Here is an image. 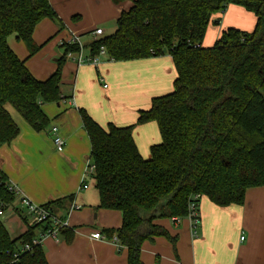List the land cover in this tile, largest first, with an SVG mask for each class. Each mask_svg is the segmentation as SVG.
<instances>
[{"label": "trees", "instance_id": "obj_1", "mask_svg": "<svg viewBox=\"0 0 264 264\" xmlns=\"http://www.w3.org/2000/svg\"><path fill=\"white\" fill-rule=\"evenodd\" d=\"M230 4L256 15L254 30L230 27L204 46L212 16ZM45 18L62 24L49 0H0V143L19 133L6 105L43 130L49 119L42 103L62 97V65L76 45H66L58 68L38 80L8 44L16 34L34 55L40 46L33 32ZM102 46L113 61L168 54L177 70L173 91L139 113L137 123L156 121L162 136L149 158L135 144V125L110 124L106 130L79 109L91 142L99 207L122 213L121 227L106 233L127 248V264H144L146 241L165 237L176 250L177 237L156 220L186 217L190 204L199 205L204 195L220 206L241 205L249 187L264 186V0H133L121 11L115 31L88 45V55H97ZM16 198L0 170L1 208ZM39 225L12 238L0 215V264H48L42 244L22 250ZM60 233L68 241L73 235L68 227Z\"/></svg>", "mask_w": 264, "mask_h": 264}, {"label": "crops", "instance_id": "obj_2", "mask_svg": "<svg viewBox=\"0 0 264 264\" xmlns=\"http://www.w3.org/2000/svg\"><path fill=\"white\" fill-rule=\"evenodd\" d=\"M49 1L62 24L45 18L35 27L33 40L40 49L34 55L16 34L8 37L9 46L38 80H46L58 68L64 55L61 41L79 35L89 54L88 45L97 38L93 31L103 29L99 38L105 35L106 27L114 32L121 11L128 10L133 0ZM256 22L253 12L230 4L212 16L203 45L212 46L230 27L252 31ZM176 78L174 61L168 54L127 61H113L105 54L98 64H79L66 57L61 99L41 105L49 119L45 129H34L14 106L6 105L19 127L13 140L0 143V170L20 191L4 218L10 236L17 238L35 224L26 218L22 197L39 205L62 199L50 210L67 220L73 235L69 241L61 233L58 240L43 238L48 264H127V248L114 241L115 235L106 233L121 227L122 213L100 208L94 173L84 176L91 162V142L79 109L86 110L106 130L110 124L135 125V144L140 154L149 158L162 136L156 121L138 124L139 113L150 109L155 97L172 92ZM52 126L58 127L65 140L63 151L54 146ZM83 183L87 187H82ZM199 214L196 235L187 216L156 220L177 237L176 250L165 237L146 241L141 254L144 264H264V186L249 187L241 205L220 206L204 195ZM43 228L39 225L35 236ZM96 231L103 238H93Z\"/></svg>", "mask_w": 264, "mask_h": 264}, {"label": "built area", "instance_id": "obj_3", "mask_svg": "<svg viewBox=\"0 0 264 264\" xmlns=\"http://www.w3.org/2000/svg\"><path fill=\"white\" fill-rule=\"evenodd\" d=\"M103 33H104L103 29L101 28H96L93 31V34L97 37L95 39H98L99 38L98 36L103 35ZM60 44L63 48H65L66 45H76L78 47L77 50L67 52L66 57L75 60L79 64L86 62L98 64L100 57L106 54V50L103 46L100 48L99 53L97 55L89 56L88 54H86V45L83 43L79 35H74V34L70 35L68 39L61 41ZM51 133L55 148L58 151H63L65 147V140L60 135L58 127L52 126ZM94 172H95V166L90 162L88 164L87 171H85L84 173V176L93 174ZM82 187L85 188L87 187V185L83 183ZM10 188L16 194L20 192L19 189L13 184H10ZM20 202L25 209L26 218L32 220L33 223H41L44 227L43 232L39 236H34L32 239V243H26L22 247V250H30L34 245H39V244L41 245L43 238H45L46 236H51L54 239L58 240L59 238L58 236L60 234L61 229L68 227L67 220L61 219L56 214L52 213L50 209H47L43 205L36 204L26 197H22L20 199ZM1 207L2 205L0 204V215L2 216V218H5L6 210L8 208L2 209ZM79 207L80 206H76V208ZM189 209L190 211L187 217L190 219L192 223L194 235H196L197 228L201 221L199 214V205L193 202L190 204ZM177 220H180V218H177ZM45 226H47V228H45ZM92 237L95 239H101L103 238V235L101 232L96 231L92 233ZM113 239L116 242H120L119 238L116 235L113 237ZM14 255L15 257H17L18 253L16 252Z\"/></svg>", "mask_w": 264, "mask_h": 264}, {"label": "rangeland", "instance_id": "obj_4", "mask_svg": "<svg viewBox=\"0 0 264 264\" xmlns=\"http://www.w3.org/2000/svg\"><path fill=\"white\" fill-rule=\"evenodd\" d=\"M115 24H116V21H113L112 26L115 27V26H116ZM108 28H109V27H106V28H105V29H106V31H105L106 33H105L104 36H106L107 34L109 35V34H112V33H113V31L111 32L110 30H108ZM108 32H111V33H108ZM28 221H29V223H33V221L30 220V219H28Z\"/></svg>", "mask_w": 264, "mask_h": 264}]
</instances>
